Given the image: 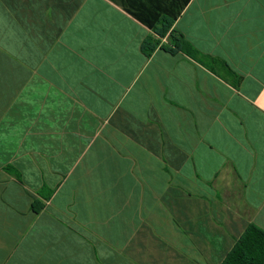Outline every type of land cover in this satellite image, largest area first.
<instances>
[{
  "label": "crops",
  "instance_id": "0c3cea01",
  "mask_svg": "<svg viewBox=\"0 0 264 264\" xmlns=\"http://www.w3.org/2000/svg\"><path fill=\"white\" fill-rule=\"evenodd\" d=\"M249 224L264 0H0V264H221Z\"/></svg>",
  "mask_w": 264,
  "mask_h": 264
},
{
  "label": "trees",
  "instance_id": "16d2710c",
  "mask_svg": "<svg viewBox=\"0 0 264 264\" xmlns=\"http://www.w3.org/2000/svg\"><path fill=\"white\" fill-rule=\"evenodd\" d=\"M132 15L148 27L153 28V31L159 36H163L169 26L167 23L161 28H154L152 20H146L138 13L132 12ZM157 44L158 41L149 36L142 42L141 50L145 55H149ZM221 264H264V231L249 224L237 238Z\"/></svg>",
  "mask_w": 264,
  "mask_h": 264
}]
</instances>
